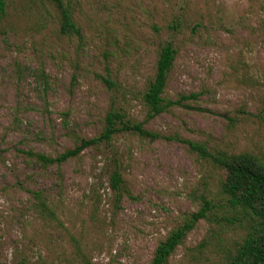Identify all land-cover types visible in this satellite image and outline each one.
Returning a JSON list of instances; mask_svg holds the SVG:
<instances>
[{
    "label": "rangeland",
    "instance_id": "rangeland-1",
    "mask_svg": "<svg viewBox=\"0 0 264 264\" xmlns=\"http://www.w3.org/2000/svg\"><path fill=\"white\" fill-rule=\"evenodd\" d=\"M5 2L0 264H150L201 196L221 202L222 171L174 140L121 133L60 166L27 155L56 157L97 137L112 109L148 131L264 164V0H64L77 36L60 33L47 0ZM166 44L176 55L164 97L197 98L147 119L141 94ZM213 217L166 264H228L244 233L225 210Z\"/></svg>",
    "mask_w": 264,
    "mask_h": 264
},
{
    "label": "trees",
    "instance_id": "trees-1",
    "mask_svg": "<svg viewBox=\"0 0 264 264\" xmlns=\"http://www.w3.org/2000/svg\"><path fill=\"white\" fill-rule=\"evenodd\" d=\"M54 5L60 15V33L63 35H79L70 11L64 6V0H47ZM6 2L0 0V22L5 16ZM176 51L171 44L162 46L155 64L153 79L141 94L143 105L147 109V119L166 113L173 107L184 106L183 102L197 98L196 94L180 96L177 100L164 97L168 74L173 66ZM104 82L108 83L106 80ZM186 107V106H185ZM103 131L95 138L81 139L71 149L65 150L56 157L43 154L27 155L33 157L43 167L60 166L69 159L78 157L84 150L108 143L121 133H130L138 137L156 140H174L194 153L197 157L209 161L220 169L224 179L220 185L221 202L213 198L201 196L199 208L191 213L182 225L173 229L154 249L150 264H166L175 249L183 242L187 234L202 220H209L219 209L225 210L230 217L224 220L237 224L243 231L242 241L230 256L228 264H264V164L254 156L240 154L232 155L225 152L212 153L201 144L178 137L169 138L148 131L143 123L126 120L120 110L112 109L105 116ZM122 179L117 171L110 177V186L118 191ZM39 199V193L34 194ZM40 200V199H39ZM43 209L45 205L39 201Z\"/></svg>",
    "mask_w": 264,
    "mask_h": 264
}]
</instances>
